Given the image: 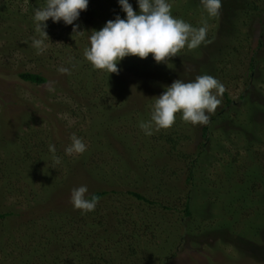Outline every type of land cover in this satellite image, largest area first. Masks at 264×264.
<instances>
[{
    "label": "rangeland",
    "instance_id": "rangeland-1",
    "mask_svg": "<svg viewBox=\"0 0 264 264\" xmlns=\"http://www.w3.org/2000/svg\"><path fill=\"white\" fill-rule=\"evenodd\" d=\"M128 2L139 14L137 0ZM167 2L194 28L207 21L205 41L165 63L127 56L109 74L84 51L92 30L126 19L118 0H88L73 22L81 33L46 21L39 55L33 18L46 0H0V215L8 214L0 218V264H94L91 256L110 264H264V0H221L216 17L201 0ZM24 73L47 82H25ZM205 74L226 89L209 123L193 125L178 112L172 127L153 124L146 135L139 125L156 97L177 79ZM73 134L84 153H65ZM82 185L88 199L106 193L94 211L71 203ZM101 220L107 233L95 227ZM92 231L100 234L93 240Z\"/></svg>",
    "mask_w": 264,
    "mask_h": 264
},
{
    "label": "clouds",
    "instance_id": "clouds-1",
    "mask_svg": "<svg viewBox=\"0 0 264 264\" xmlns=\"http://www.w3.org/2000/svg\"><path fill=\"white\" fill-rule=\"evenodd\" d=\"M140 12L137 14L128 0H118L126 19L116 16L109 20L99 30H92L89 37L90 47L84 51V56L91 65L98 70H107L119 74L117 64L127 56H137L145 59L151 54L157 63L169 60L187 46L189 49L197 48L205 41L207 35V21L204 26L194 28L182 19L174 18L171 14V4L167 0H137ZM201 4L209 17L219 15L222 7L221 0H201ZM88 7V0H46V5L37 8L34 13L36 32L41 38H34L33 47L37 54H42L46 48L45 40H49L45 31L46 21L51 19L54 23L61 20L66 25H73L81 11ZM79 25H73V34L78 31ZM61 73H69L63 66L58 68ZM226 91L224 85L211 75H200L194 81L184 82L175 80L160 96L156 97L152 106L151 118L141 122L139 127L146 135H152V125L156 129H167L173 126L176 114L182 113V119L193 125L209 123L210 116L214 114L221 104V98ZM71 144L65 149L67 155L82 154L86 151V144L75 134L71 137ZM53 154V161L60 163L55 155V145H49ZM86 186L74 188L71 191V203L75 209L84 212L94 211L99 197L92 195L86 198Z\"/></svg>",
    "mask_w": 264,
    "mask_h": 264
},
{
    "label": "trees",
    "instance_id": "trees-1",
    "mask_svg": "<svg viewBox=\"0 0 264 264\" xmlns=\"http://www.w3.org/2000/svg\"><path fill=\"white\" fill-rule=\"evenodd\" d=\"M254 67H255V64L253 63V64L251 65V69L253 70ZM20 77H21V79L24 80L25 82H28V83H31V84H34V85H43V84H45V83L47 82L46 78L43 77V76H41V75H39V74L24 73V74H21ZM228 103L230 104L231 101L228 100ZM223 116L225 117V114H224ZM223 116H222V117H223ZM207 134H209V127H204V128H203V135L206 137ZM104 194H106V193H104V192H99V193H96V194H94V195L98 196V197L101 199V197L104 196ZM132 195H133L135 198H137L138 200H140V201H144V202H147V203H152V202H150L145 196H143V195H141V194H138V193H132ZM184 209H185V215H186V217H187V218H192V217H193V213H194V211H193V209H192V205L190 204V201L185 205ZM7 216H8V214H6V215H0V218H1V219H4V218H6ZM93 227H94V226H93ZM95 227H101L102 229L105 230V233H107L108 228H106V225H105L104 221L101 220L99 223H96V224H95ZM103 227H104V228H103ZM120 230H122V229H120ZM120 230L118 231L119 233H120ZM123 231H124V234H123ZM116 233H117L116 231L113 232V233H112V236H113V237L116 236V235H117ZM129 233H130L129 231H127L126 229L123 228L121 234L126 235V234H129ZM98 234H99V233H97V232L95 233L94 231H92L89 237H90L91 240H93V238H95ZM99 235H100V234H99ZM126 236H128V235H126ZM118 242H119L120 244L124 242L123 236L121 237V241H118ZM118 242H117V243H118ZM123 244H124V243H123ZM131 252L134 253L135 251L131 250ZM81 254H82V257H85V256L87 255V252H85V250H83ZM89 258L91 259V261H92L94 264H110V261L108 262L106 259H103V258H101V257H100V260L96 259L95 256H94V257L91 256V257H89ZM99 262H101V263H99Z\"/></svg>",
    "mask_w": 264,
    "mask_h": 264
}]
</instances>
